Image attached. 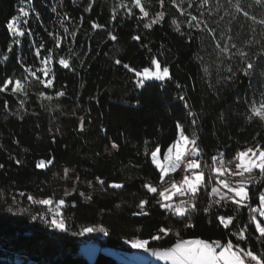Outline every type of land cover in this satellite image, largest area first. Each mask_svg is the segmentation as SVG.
Listing matches in <instances>:
<instances>
[{"label": "trees", "instance_id": "1", "mask_svg": "<svg viewBox=\"0 0 264 264\" xmlns=\"http://www.w3.org/2000/svg\"><path fill=\"white\" fill-rule=\"evenodd\" d=\"M22 1L27 3V0H0V81L22 77L26 74L24 65L34 70L40 67L34 53L41 43L45 45L41 57L47 55V49H54L50 66L55 80L54 87L47 89L33 82L27 95H13L10 88L0 92V165H3L0 167V264H121L102 251L90 261L79 248L83 243H94L130 250L125 239L133 235L149 237L160 224L174 231L179 229L185 238L227 240L228 230L214 217L216 214L233 215L234 206L229 204L227 208H213L210 213H204L203 208L208 204L206 191L210 189L201 190L198 195L199 211L192 218L194 227L184 229L183 223L187 221L181 222L170 215L166 218V213L155 205L157 196L142 187L145 181L159 184L158 170L151 164L150 154L146 157L144 148L145 141L149 142V149L156 142L166 148L175 137L177 121L186 126V134L199 135L203 159L209 165L211 156L225 146L230 149L226 156L230 159L239 145L264 144V124L257 118L248 121L246 105L242 102L255 95L248 87L249 78L240 74L234 82L224 81L222 77L227 71L218 74V65L213 63L217 60L214 42L206 31L190 29L186 16L171 5V0H166L163 8L158 0H147L145 6L150 16L144 19L139 18L138 9H133L134 15L129 16L126 9L119 7L120 0H32L31 7L35 11H30L26 28L33 36L20 37L21 43H13L12 50L6 52L13 40L6 21L18 15L17 7ZM236 2L209 0L201 5L200 0H192L193 7L189 8L188 0H184L183 7L193 15L203 13L201 20L216 29V38L222 45L230 37V44L236 45L231 51L243 50L251 58L264 48V25L259 23L264 20V3L239 0L249 13L245 17L233 7ZM26 7L29 8L28 3ZM114 7L116 18L113 20ZM161 10L166 13L164 19L146 29L144 24ZM37 13L40 19H36ZM64 13L69 16L64 25L77 35L68 36L61 48H54L55 41L48 33L65 35L60 24ZM252 16L256 17L255 21ZM173 19L179 23L180 31L172 24ZM91 21L104 27L92 31ZM109 31L117 37L116 41L108 37ZM134 36H139L140 40H133ZM70 49L75 53L70 58L74 70L64 69L57 62L60 55L68 58ZM4 54L8 55L6 61ZM151 55L169 66L171 80L150 81L137 89L132 82L133 73L114 63L118 58L141 69L149 66ZM200 58L209 65L207 74ZM238 63L237 56L225 60L223 68ZM177 82L180 88L176 87ZM252 84L253 88L259 87L255 79ZM59 90L66 95L56 97L55 92ZM39 91H45L53 99L40 98ZM180 93L187 97L190 110L197 114L195 126L189 110L177 99ZM5 101L8 108L4 107ZM85 109L90 112L86 114ZM73 110L75 116L71 115ZM221 114L224 119L220 118ZM80 115L86 116L83 132L77 131ZM89 118L91 123H88ZM112 142L118 145L117 149H112ZM41 159H53V164L39 169L36 162ZM64 167L73 169L69 179L63 178ZM77 175L80 183L71 196L64 197L65 206L61 209L66 218H71L68 220L72 226L70 231L59 232L39 219L33 221L31 215L47 211V206L31 204L27 194L45 198L55 193L54 199H59L65 188L72 187ZM172 175L179 177V169ZM97 176L106 181L103 189L95 182ZM87 180H92L95 187L89 188ZM108 182H123L124 187L110 188ZM261 188L264 184L250 186V191ZM21 192L25 195H20ZM80 192H91L92 199L85 201ZM144 198L149 201L146 210L150 215L133 216L132 213L139 210V200ZM9 207L12 212L7 211ZM247 214V209L235 211L236 228L243 226L241 220L247 222ZM97 223L108 228L110 234L90 233L88 240L87 234H71L81 225ZM247 235L248 243L242 247L250 245L258 254L264 253V246L256 240L254 225ZM175 238L171 235L163 242L150 241L149 246H169ZM231 238L235 243L236 238Z\"/></svg>", "mask_w": 264, "mask_h": 264}, {"label": "snow or ice", "instance_id": "2", "mask_svg": "<svg viewBox=\"0 0 264 264\" xmlns=\"http://www.w3.org/2000/svg\"><path fill=\"white\" fill-rule=\"evenodd\" d=\"M145 2L147 0H127V2L126 0H120L119 7L126 9L129 16L134 15L133 9H138L140 13L139 18L144 19L150 16ZM208 2L209 0H200L201 5ZM27 3L29 4V8L21 6L19 14L12 16L6 21V28L13 38L6 52L12 50L13 43L16 45L21 43L20 37H24L25 35L28 37L33 36L32 31L26 28V25L30 11H35V9L31 7L32 0H27ZM158 3L163 8L166 0H158ZM229 3H231V0H229ZM255 3L262 4L264 0H255ZM183 4L184 0H179V2L171 0V5L181 15L186 16L190 29L195 28L206 31L207 35L214 42L217 60L213 61V63L218 65L217 72L219 74L223 70L227 71V75L222 77L223 80L229 83L234 82L240 74L249 78L248 87L252 89L255 95L251 99H244L242 101L246 105L245 115L248 121L257 118L264 124V48L259 53L253 54L251 58H249L248 52L240 49L232 52L231 49L236 48V45L230 44V37L222 45L216 38V29L210 27L206 21L201 20L203 13L200 16L193 15L192 12L183 7ZM188 7H193L192 0H188ZM233 7H235L237 12H242L245 17L249 16V13L241 7L239 0H237ZM53 11H55V8ZM112 13V19L114 20L116 18L115 7L112 9ZM165 15L166 13L163 10L156 12L149 22L144 24V27L146 29L152 28L154 24L162 21ZM250 18L254 21L256 20L255 16ZM36 19H40L39 13L36 14ZM67 19H69L68 13H64L60 20L65 35L62 36L58 32L48 33L55 41L54 48H61L62 42L68 36L76 37L77 35L76 31H70L64 25V20ZM90 23L92 31L104 27L95 21H91ZM259 23L264 25V20H260ZM172 24L176 26L177 31H180V25L176 19L172 20ZM108 37L112 41L117 40V37L111 31L108 32ZM132 39L139 41L140 37L134 36ZM143 47H147V45H143ZM43 48H45V45L41 43L39 47H35L34 53L35 57L39 60L40 67L34 70L32 66L24 65V72L26 74L15 79L12 77L4 78L0 81V92H6L10 88L13 95H27L28 89L32 86L33 82L43 85L46 89L54 87L55 75L50 66L54 59V49H47V55L41 57V49ZM74 55V51L70 49L68 58L60 55L57 62L64 69H71L70 58ZM237 56L239 57L238 65L233 66L228 64L226 69L223 68L225 60L230 61ZM3 59L6 61L8 55L4 54ZM200 59L203 71L207 74L209 65L204 64L203 59ZM114 63L122 65L124 69L133 73L132 82L137 89L143 88L150 81L166 82L171 80L169 66L162 64L155 55L150 56L149 66H144L141 69L132 67L128 63H123L118 58L114 59ZM38 73L42 75H38ZM253 79L259 85L258 88H253ZM176 87L180 88L181 85L177 82ZM37 95L48 101L53 99L45 91H39ZM65 95L66 92L63 90L55 92L56 97H63ZM177 99L183 102L185 109L189 110L188 115L193 117L191 123L195 126L197 124V114L190 110L191 105L187 97L183 93H180ZM24 106V101L21 100L20 107L23 108ZM4 107L8 108L7 101H5ZM57 107L59 106L57 105ZM89 112L90 109H85L86 114ZM71 115L75 116L76 111L73 110ZM220 118L224 119V115L221 114ZM78 119L77 131L83 132L85 130L86 116L80 115ZM88 123H91L90 118L88 119ZM56 131L59 132V128ZM52 142H56L55 136L52 137ZM148 143V141H145L144 152L146 157L150 154L151 164L155 170H158L159 184L156 185L150 181H145L142 187L146 189L147 193L157 196L155 205L166 213V218L167 215H170L176 217L181 222L187 221V223H183L184 229L194 227L192 218L193 214L199 211L197 206L198 195L201 190L210 189V191H206L208 204L203 208L204 213H210L213 208H227L229 204L234 206L233 215L216 214L214 217L219 225L228 230L229 238L227 240L223 238L209 240L199 236L185 238L179 229L174 231L172 227H165L163 224H160L149 237L143 238L140 235H133L130 239H125V243L131 245L132 248L142 249L152 257L165 261L166 264H264V253L258 254L252 250L250 245L247 248L242 247V244L248 243L249 237L247 233L253 225L254 232L257 234L256 240L264 246V188L256 192L250 191V186L264 184V144L256 142L253 145L247 143L239 145L230 159L226 158L230 149L228 146H225L223 149H218L216 154L211 156V164L209 165L203 159L204 153L199 146V135L195 132L190 135L186 134V126L179 121L175 124V137L167 143L166 148H163L159 142H156L155 146L149 149ZM111 147L112 149H117L118 145L112 142ZM189 157L192 158L189 159ZM16 163L20 164V160H17ZM52 164L53 159H41L36 162V167L43 169ZM0 167H3V165H0ZM181 168L184 170L182 178L179 180L171 178L172 174ZM72 171L73 169L64 167L63 178L69 179ZM257 172L258 175H254ZM95 182L99 184L101 189L104 188L106 183L99 176L95 177ZM79 183L80 177L77 175L75 180L72 181V187L70 189L65 188L63 196L59 199H54L55 193L52 197L45 198H36L31 194H27V198L31 204L47 206V211L33 214L31 215V219L33 221L39 219L49 228L59 232H69L72 226L69 225L68 220L71 218H66L61 209L65 206L64 197L71 196L76 191ZM85 183L89 188L95 187L92 180H87ZM108 187L121 189L124 187V184L123 182H108ZM20 195L23 196L25 193L21 192ZM79 195L85 201L92 199L91 192L87 194L80 192ZM255 201H258V203H254ZM148 202L147 198L140 199L137 204L139 210L133 212L132 215L149 216L150 213L146 210ZM73 206H75V202H73ZM243 209H247V222L241 220L240 223L243 226L236 228L235 211ZM7 211L12 212L13 209L9 207ZM139 231L140 229L138 228L137 232ZM87 233H102L105 236L110 234L108 228L102 223L81 225L78 231H74L71 234L74 236H84ZM171 235H175L176 238L169 246H149L150 241L163 242L165 237ZM233 236L236 238L235 243L231 238Z\"/></svg>", "mask_w": 264, "mask_h": 264}, {"label": "rangeland", "instance_id": "3", "mask_svg": "<svg viewBox=\"0 0 264 264\" xmlns=\"http://www.w3.org/2000/svg\"><path fill=\"white\" fill-rule=\"evenodd\" d=\"M26 2L22 1L17 7V14H19V8L21 6L26 7ZM192 157H189L191 159ZM184 175L183 168L179 169V177L171 176L173 179L179 180ZM86 240H88L90 233H87ZM127 244V243H126ZM130 250H119L107 246H100L94 243H83L79 252L83 254L88 260L92 261L97 252L102 251L116 258L121 264H166L165 261H161L152 257L149 253L144 252L142 249L132 248L131 245L127 244Z\"/></svg>", "mask_w": 264, "mask_h": 264}]
</instances>
